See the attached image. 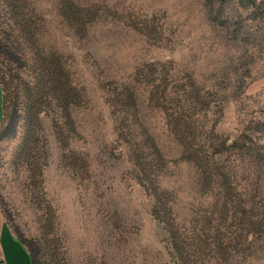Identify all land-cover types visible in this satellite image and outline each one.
I'll use <instances>...</instances> for the list:
<instances>
[{
  "label": "rangeland",
  "instance_id": "rangeland-1",
  "mask_svg": "<svg viewBox=\"0 0 264 264\" xmlns=\"http://www.w3.org/2000/svg\"><path fill=\"white\" fill-rule=\"evenodd\" d=\"M15 13L0 55L82 98L27 156L19 100L0 124V264L3 226L31 264H264V0H0V38Z\"/></svg>",
  "mask_w": 264,
  "mask_h": 264
},
{
  "label": "trees",
  "instance_id": "trees-1",
  "mask_svg": "<svg viewBox=\"0 0 264 264\" xmlns=\"http://www.w3.org/2000/svg\"><path fill=\"white\" fill-rule=\"evenodd\" d=\"M206 1L209 4L212 2L223 4L226 0ZM14 8H17L16 5H14ZM67 17L70 19L75 18L72 12L69 11ZM9 22L19 26V29H13V31H18L19 35H13L10 31L3 33L0 38L1 50L3 47L11 50L19 49L17 40L19 36H22V33H27L28 38H32L27 22L24 21L20 13L12 15ZM47 54L43 50H37L31 55V60L24 67L13 65L11 60L7 61L3 55H0L2 56L0 57V88L2 96L0 124L9 114L10 106L16 100H19L25 126V134L22 138V143H20L19 152L26 156L29 155L31 141L35 140L34 126L41 122L40 114L50 110L52 104L57 105L62 124L60 127L75 130L72 107L79 105L82 98L80 90L73 85L69 73L65 70L61 58ZM59 134L62 140L65 139L61 132ZM175 234L174 239L177 238Z\"/></svg>",
  "mask_w": 264,
  "mask_h": 264
},
{
  "label": "crops",
  "instance_id": "crops-1",
  "mask_svg": "<svg viewBox=\"0 0 264 264\" xmlns=\"http://www.w3.org/2000/svg\"><path fill=\"white\" fill-rule=\"evenodd\" d=\"M2 116V114H1ZM3 230L7 234V244L9 247L14 246L19 249L17 253H4L5 263L2 254V261L4 264H31V255L24 245L14 237L7 226H3Z\"/></svg>",
  "mask_w": 264,
  "mask_h": 264
}]
</instances>
